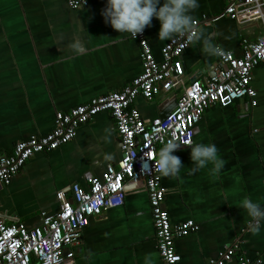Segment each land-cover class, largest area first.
<instances>
[{
    "label": "crops",
    "instance_id": "obj_1",
    "mask_svg": "<svg viewBox=\"0 0 264 264\" xmlns=\"http://www.w3.org/2000/svg\"><path fill=\"white\" fill-rule=\"evenodd\" d=\"M88 1L87 7L72 10L67 0H0V156L10 154L17 141L49 133L56 112L120 91L141 74L137 42L102 16L107 0ZM198 3L191 13L202 24L198 32L235 56L242 54V39L255 41L263 34L257 20L222 16L226 0ZM159 29L153 18L144 30L156 60L167 42L159 40ZM74 40L83 43L82 54L68 47ZM202 47V40L191 44L178 59L185 83L203 82L219 66L217 57L204 54ZM251 86L256 106L241 99L226 108L210 107L194 128L193 143H214L227 161L220 173L213 174L208 164L192 174L191 149L181 146L173 153L184 166L179 175L162 176L171 225L186 220L199 225L197 232L175 241L179 264H207L233 246L234 257L226 264L240 258L264 260V221L259 233H252L250 217L240 207L244 197L264 207V63L253 70ZM177 98L176 91L161 92L151 101L137 97L134 106L148 122L167 115ZM120 156L114 120L99 113L79 127L71 142L34 155L0 186V218L5 224L37 226L42 212L58 211V191L69 196L74 183L86 188V173L100 176ZM125 190L121 207L89 219L81 231L79 243L71 247L77 264H145L146 257L161 264L144 184H127Z\"/></svg>",
    "mask_w": 264,
    "mask_h": 264
},
{
    "label": "built area",
    "instance_id": "obj_2",
    "mask_svg": "<svg viewBox=\"0 0 264 264\" xmlns=\"http://www.w3.org/2000/svg\"><path fill=\"white\" fill-rule=\"evenodd\" d=\"M86 0H67L72 10L88 6ZM222 16L231 20L254 19L261 23L263 34L255 41L241 40L242 54L217 57L219 66L205 81L185 83L178 64L186 48V37L167 41L156 60L145 35L135 39L140 52L142 72L130 84L91 99L69 111H58L54 127L45 135H32L17 141L8 155L0 156V186L7 185L34 155L49 153L71 142L80 126L90 123L99 113H109L114 120L119 140L120 159L106 166L100 176L84 175L86 188L78 183L67 191L56 193L59 202L55 213L42 212L40 223L27 228L21 222L5 224L0 218V264H77L71 247L77 245L81 231L89 219L99 217L107 209L123 205L127 184L142 182L152 217L156 249L161 264H179L175 241L199 230V225L186 220L172 226L163 203L165 189L162 176L155 170L154 154L173 137L183 143L193 141L194 128L204 112L213 106L226 108L241 99H248L256 106V91L251 86L253 70L264 63V0H226ZM209 25V21H204ZM197 21V30L200 27ZM144 41L145 43H141ZM178 92L174 108L164 117L144 121L134 106L135 99L151 101L161 92ZM182 147H185L181 145ZM237 246L225 247L215 260L207 264H226L232 260ZM259 258H240L237 264H256ZM261 260V259H260Z\"/></svg>",
    "mask_w": 264,
    "mask_h": 264
},
{
    "label": "clouds",
    "instance_id": "obj_3",
    "mask_svg": "<svg viewBox=\"0 0 264 264\" xmlns=\"http://www.w3.org/2000/svg\"><path fill=\"white\" fill-rule=\"evenodd\" d=\"M198 8V0H163L162 6L161 0H107L102 16L115 31L128 33L133 39L138 34H142L147 27H151L152 20L155 18L160 22L158 33L160 41H175L177 38L186 37L187 43L180 45L183 49L188 44H195L202 40L204 54L217 57L231 55L222 45L212 43L204 37L203 32H198L197 21L191 14ZM261 45L264 46V40L261 41ZM68 47L76 54H82L85 51L80 40H74ZM181 145L191 149L190 157L193 166L190 172L192 174L204 169L208 164L213 165L212 173L218 174L227 163L218 155V148L214 143H193L191 139L179 143L173 137L154 154V167L161 176L177 177L179 175L184 166L180 157L173 153L178 151ZM106 158L111 159L110 156ZM240 207L250 217L248 228L252 233L258 234L261 222L264 221V207L250 197H244ZM145 264H151L148 257L145 258ZM256 264H264V260L258 259Z\"/></svg>",
    "mask_w": 264,
    "mask_h": 264
},
{
    "label": "trees",
    "instance_id": "obj_4",
    "mask_svg": "<svg viewBox=\"0 0 264 264\" xmlns=\"http://www.w3.org/2000/svg\"><path fill=\"white\" fill-rule=\"evenodd\" d=\"M33 260H34V259H33ZM33 260H32V261H33Z\"/></svg>",
    "mask_w": 264,
    "mask_h": 264
},
{
    "label": "rangeland",
    "instance_id": "obj_5",
    "mask_svg": "<svg viewBox=\"0 0 264 264\" xmlns=\"http://www.w3.org/2000/svg\"><path fill=\"white\" fill-rule=\"evenodd\" d=\"M147 196V195H146Z\"/></svg>",
    "mask_w": 264,
    "mask_h": 264
}]
</instances>
